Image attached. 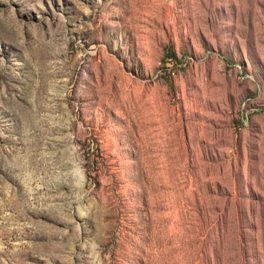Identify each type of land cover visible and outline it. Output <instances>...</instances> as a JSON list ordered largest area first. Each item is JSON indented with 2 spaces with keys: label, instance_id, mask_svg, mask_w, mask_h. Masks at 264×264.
Listing matches in <instances>:
<instances>
[{
  "label": "rangeland",
  "instance_id": "rangeland-1",
  "mask_svg": "<svg viewBox=\"0 0 264 264\" xmlns=\"http://www.w3.org/2000/svg\"><path fill=\"white\" fill-rule=\"evenodd\" d=\"M0 264H264V0H0Z\"/></svg>",
  "mask_w": 264,
  "mask_h": 264
}]
</instances>
